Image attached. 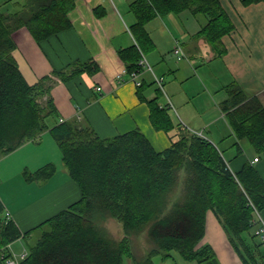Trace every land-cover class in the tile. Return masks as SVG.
Wrapping results in <instances>:
<instances>
[{
    "label": "trees",
    "instance_id": "16d2710c",
    "mask_svg": "<svg viewBox=\"0 0 264 264\" xmlns=\"http://www.w3.org/2000/svg\"><path fill=\"white\" fill-rule=\"evenodd\" d=\"M241 1L250 5L264 0ZM76 3L16 0L9 8L0 7V154L50 131L81 192L77 201L26 232L9 218L0 198V251L11 255L10 244L40 230L19 264H124L125 257L133 264H156L155 256L166 260L173 250L188 261L219 264L213 247L203 243L207 214L213 211L245 264L264 263L261 250L254 251L244 237L256 225L255 209H264L263 176L250 161L234 171L214 142L177 121L171 105L160 103V89L147 102L154 127L171 140L161 151L139 128L102 137L79 119L49 121L57 114L53 76L68 82L83 73L96 74L101 67L95 60H76L31 84L15 58L13 33L26 27L38 42L47 40L72 26L70 12ZM185 9L207 17L199 34L215 55L227 52L223 37L235 30V24L221 0H134L131 10L136 21L130 28L136 43L118 52L128 72L140 71V58L154 47L147 22ZM225 89L221 109L238 140V151L242 152L239 140L246 138L257 153H263L264 104L238 82ZM56 170L50 162L34 171L25 169L24 176L29 181L46 180ZM109 217L120 222V239L107 229ZM146 228L155 246L138 258L131 238Z\"/></svg>",
    "mask_w": 264,
    "mask_h": 264
},
{
    "label": "crops",
    "instance_id": "0c3cea01",
    "mask_svg": "<svg viewBox=\"0 0 264 264\" xmlns=\"http://www.w3.org/2000/svg\"><path fill=\"white\" fill-rule=\"evenodd\" d=\"M15 1L6 0L1 8L11 7ZM133 1L77 0L70 12L72 26L41 42L26 27L14 31L17 45L14 55L31 84L76 60H95L101 67L96 74L83 73L68 82L53 76L51 94L58 118L52 121L79 119L102 137L139 128L155 149L161 151L171 145V140L166 132L154 127L147 102L160 89L164 95L160 103L171 104L177 121L214 142L234 171L250 161L264 178L261 153L252 154L246 138L239 140L242 152L238 151V140L221 109L227 97L225 86L232 82H238L264 104V1L244 5L241 0H221L235 24V30L223 37L227 47L223 56H216L199 34L208 20L205 15L185 9L153 17L146 24L154 41L153 49L146 53L153 71L141 70V86L132 80L118 83L116 79L117 73L125 68L119 50L136 43L130 28L136 21L134 12L129 10ZM177 43L185 52L183 58L173 51ZM155 76L163 79V87L155 81ZM97 86H101L102 91H97ZM139 88L144 99L139 95ZM15 156H20L21 160H16L13 169L6 170ZM50 162L57 166L50 178L29 181L24 176L25 169L34 171ZM80 197V187L65 168L60 148L50 131L0 159V198L9 218L22 232ZM260 213L253 227L255 232L244 237L254 251L261 250L264 257L261 234L252 237L264 225V209ZM15 243L10 244L8 252H16ZM203 243L213 247L219 264H245L213 211L207 214ZM194 262L197 261L189 264ZM0 264H5L1 251Z\"/></svg>",
    "mask_w": 264,
    "mask_h": 264
},
{
    "label": "rangeland",
    "instance_id": "374dc122",
    "mask_svg": "<svg viewBox=\"0 0 264 264\" xmlns=\"http://www.w3.org/2000/svg\"><path fill=\"white\" fill-rule=\"evenodd\" d=\"M5 1L6 0H0V7L4 6L3 3ZM129 10H131L130 7H129ZM160 99L164 100V95L161 94ZM171 113L176 119L177 118L175 114L176 112L173 107L171 108ZM52 118L57 119L58 116L54 115ZM52 118L51 120H49L50 122L52 121ZM247 145L251 148L250 150L252 154H257V151L253 148V146L249 142H247ZM260 156L264 159V153H261ZM1 157H3V154H0V159ZM18 159L21 160L20 156L13 157V160L11 162L10 161L8 162V166L6 170L8 169V171H10L11 169H13L15 167L16 160L18 161ZM105 225L107 226V229L109 230L113 238L120 239L123 236L122 227L118 220L112 217H109ZM255 230H256L255 228H252L249 233H246V235H249L250 233H254ZM40 234H41V231L37 230L25 239L16 240L15 241L16 243L14 246L16 252L12 253V255L14 256L19 255L20 257V255L23 254L24 252H27L28 254L31 245H33L37 241ZM259 236L262 238V235H259ZM131 240H132V247H133L134 253L138 258L143 257L153 246H155L153 239L150 238L149 236L148 228L144 229L140 233L134 234ZM154 261L156 264H189L190 263V261H187L178 250H173L172 256L169 259H166V261L162 260L161 255L155 256ZM124 264H133V261L130 258L125 257ZM193 264H197V262H194Z\"/></svg>",
    "mask_w": 264,
    "mask_h": 264
},
{
    "label": "built area",
    "instance_id": "2783aa9c",
    "mask_svg": "<svg viewBox=\"0 0 264 264\" xmlns=\"http://www.w3.org/2000/svg\"><path fill=\"white\" fill-rule=\"evenodd\" d=\"M174 53L179 57V58H183L185 56V52L182 49V46L177 43L176 46L173 49ZM139 64L141 66V70L144 68L153 71V68L151 66V64L149 63L147 57L143 54L142 57L140 58ZM141 70H136L133 72H128V70L126 68H123L120 72L117 73L116 75V79L118 83H123L127 80H132L134 81L137 86H140L142 84L141 80L139 79V75ZM155 81L159 84L160 87H163V79L159 78L157 76H155ZM97 91H102V87L101 86H97L96 87ZM170 103V102H169ZM171 105V104H170ZM255 160H258V157L255 158ZM260 215V212L258 210L255 209V213H254V218H253V223L257 224L258 221V217ZM258 234L263 233L262 235V239L264 240V225L259 227V229L257 230ZM27 255V252H24L23 254L20 255H7V251L3 250L2 251V259L4 261L5 264H19V262L25 258ZM259 264H264V263H259Z\"/></svg>",
    "mask_w": 264,
    "mask_h": 264
}]
</instances>
